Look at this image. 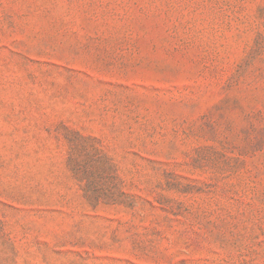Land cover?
<instances>
[{
	"label": "rangeland",
	"instance_id": "374dc122",
	"mask_svg": "<svg viewBox=\"0 0 264 264\" xmlns=\"http://www.w3.org/2000/svg\"><path fill=\"white\" fill-rule=\"evenodd\" d=\"M0 264H264V0H0Z\"/></svg>",
	"mask_w": 264,
	"mask_h": 264
}]
</instances>
